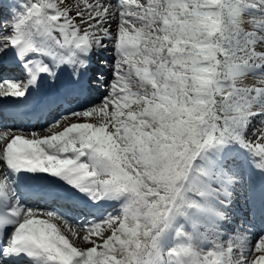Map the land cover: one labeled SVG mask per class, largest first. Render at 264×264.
Listing matches in <instances>:
<instances>
[{
	"label": "snow or ice",
	"instance_id": "obj_1",
	"mask_svg": "<svg viewBox=\"0 0 264 264\" xmlns=\"http://www.w3.org/2000/svg\"><path fill=\"white\" fill-rule=\"evenodd\" d=\"M9 64L0 264H264V0H0Z\"/></svg>",
	"mask_w": 264,
	"mask_h": 264
}]
</instances>
